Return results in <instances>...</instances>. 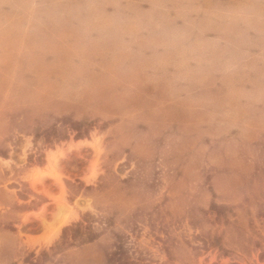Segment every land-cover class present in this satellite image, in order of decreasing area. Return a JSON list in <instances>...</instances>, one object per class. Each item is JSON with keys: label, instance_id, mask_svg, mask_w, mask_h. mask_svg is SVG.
<instances>
[{"label": "rangeland", "instance_id": "rangeland-1", "mask_svg": "<svg viewBox=\"0 0 264 264\" xmlns=\"http://www.w3.org/2000/svg\"><path fill=\"white\" fill-rule=\"evenodd\" d=\"M0 264H264V0H0Z\"/></svg>", "mask_w": 264, "mask_h": 264}, {"label": "trees", "instance_id": "trees-1", "mask_svg": "<svg viewBox=\"0 0 264 264\" xmlns=\"http://www.w3.org/2000/svg\"><path fill=\"white\" fill-rule=\"evenodd\" d=\"M83 135L81 133H78L75 135V138H79V137H82ZM65 137V136H64ZM83 219V218H82ZM85 220V219H84ZM81 226V222L80 221H77L75 222L74 224H69V225H66L62 228V233H61V238L62 239H66V232L67 230H70L72 228H76V229H79V227ZM85 229H87V234L84 236V238H82V240H85V241H89V240H92L94 238V232L90 229V226L88 225H85L84 226Z\"/></svg>", "mask_w": 264, "mask_h": 264}, {"label": "bare ground", "instance_id": "bare-ground-1", "mask_svg": "<svg viewBox=\"0 0 264 264\" xmlns=\"http://www.w3.org/2000/svg\"><path fill=\"white\" fill-rule=\"evenodd\" d=\"M82 140H84V139H82ZM76 142H81V139H78V140H76ZM54 155H49L48 156V162H47V165H51L52 163H53V161H54ZM94 175V173L93 172H90L89 174H87L86 176H85V178L88 180V179H90V177H92ZM49 195V194H48ZM53 196V195H52ZM54 198H55V200L54 201H57V198H56V196H53ZM42 209L44 208V205L41 207ZM67 215L66 214H62L59 218H58V224H57V227L54 229V231H53V233L52 234H50V235H54L56 232H57V230L59 229V226L61 225V224H63V223H65L66 222V220H67ZM50 237L48 236L47 238H46V240H48Z\"/></svg>", "mask_w": 264, "mask_h": 264}, {"label": "crops", "instance_id": "crops-1", "mask_svg": "<svg viewBox=\"0 0 264 264\" xmlns=\"http://www.w3.org/2000/svg\"><path fill=\"white\" fill-rule=\"evenodd\" d=\"M61 225H62V224H61ZM59 227H60V226H59ZM55 234H56V233H55ZM55 234H54V235H55Z\"/></svg>", "mask_w": 264, "mask_h": 264}]
</instances>
